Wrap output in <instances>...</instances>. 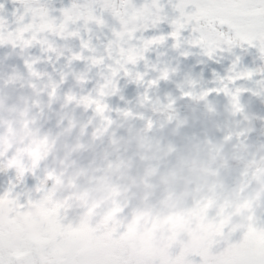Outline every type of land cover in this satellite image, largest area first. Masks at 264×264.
Segmentation results:
<instances>
[{"label":"clouds","instance_id":"1","mask_svg":"<svg viewBox=\"0 0 264 264\" xmlns=\"http://www.w3.org/2000/svg\"><path fill=\"white\" fill-rule=\"evenodd\" d=\"M22 95L17 96L18 111L5 105L0 115V194L20 203L58 205L60 223H84L94 234L107 236L109 251L122 264H137L150 249L176 251L194 260L201 246L187 230L177 231L169 223V218L193 211L209 228L219 223L221 213L239 217L221 237L223 243L209 253L219 257L245 237L253 202L264 205V117L244 121L226 108L215 116L205 110L193 115L195 105L186 106L183 115L128 111L112 118L115 127L110 130L94 125L86 134L81 128L69 144L66 134L75 124L70 121L56 131L59 121L53 123L55 110H50L48 127L41 131L44 125ZM86 135L100 144L80 139ZM37 144L47 147L33 160ZM25 156L27 164L22 163ZM245 188L249 193L237 207L233 201ZM257 228L264 229V221ZM87 255L69 253L68 258L79 261Z\"/></svg>","mask_w":264,"mask_h":264},{"label":"trees","instance_id":"2","mask_svg":"<svg viewBox=\"0 0 264 264\" xmlns=\"http://www.w3.org/2000/svg\"><path fill=\"white\" fill-rule=\"evenodd\" d=\"M70 2L71 0H51L53 12L43 20L38 18L36 27L19 31L13 10L20 5L13 4L12 0H0V4H4V8L0 9V59L4 58L5 62L2 61V64L5 63L8 67L7 75L12 68L16 69L14 84L18 86L20 94H23L20 99L32 105V115L37 122L43 111L48 118L53 115L50 110H55L53 123L59 121L56 131L64 129L70 121L75 124L66 134L70 136L78 133V126L86 116L109 130L115 127L112 118L117 113L128 111L145 116L153 112L156 115H175L177 112L183 115L186 106L195 105L190 108L193 115H199L205 110L209 115L215 116L217 110L205 107L203 95L208 86L220 88L222 84L237 91L238 97L242 91L248 97L243 101L236 97V93L235 96L226 95L220 109L226 108L237 119L244 121L264 117V86L261 83L264 82V61L259 59L257 50H253L257 51L256 55L245 52L240 61L245 68L261 69L254 72L253 77L216 81L211 79V71L223 73L231 62L229 53L225 52L219 61L201 63L198 56L195 62L186 63L173 54L159 51V48L154 49L152 42L156 40L136 35L137 32L152 27L149 15H145L132 27L126 26L136 36L132 39L133 43L126 39L124 43H115L113 46L104 39L108 32L96 30L90 33L93 19L87 18L84 9L74 10L71 20H65L63 13L55 11L63 7L64 3L68 5ZM112 2L116 3L117 0ZM6 9L7 15L4 14ZM123 9L124 6H117V10ZM105 11L108 10L97 6L92 16L101 17ZM94 25L98 28L96 23ZM163 26L170 29L167 24L161 23L160 28ZM11 29L20 37V41L7 42ZM146 31L152 34L154 30ZM125 36L126 34L120 39L124 40ZM88 45L90 49L101 50L95 53L88 49ZM239 51L237 46V53ZM11 53L15 56L8 58ZM248 54L253 59L247 62L244 58ZM25 79L30 80L26 87ZM17 104V95L12 97L9 90L0 92V115H3L5 105L11 112L16 109L18 111ZM84 106H88L86 112ZM123 118L122 114L121 119ZM138 122L143 123V120ZM47 127L45 125L43 130ZM91 130L92 127L86 129L85 133H90ZM89 136H82L81 140L85 141ZM100 142L98 139L90 144ZM104 142L107 143L106 139ZM35 154L38 158L42 152ZM228 183L231 184V181ZM248 193L249 189L245 188L233 203L239 207ZM58 207L48 202L32 200L20 203L10 194H0V253L15 257L19 264L32 263L33 256L42 264H64L69 253L81 252H87L88 255L79 261L70 260L69 264H118L86 224L73 227L60 223L57 218ZM255 208L264 214V205L253 202L247 211L248 215ZM224 211L231 213V209L227 207ZM194 214L181 215L174 226L188 223ZM238 219L235 214L221 213L217 217L219 223L212 227L210 235L216 237L217 241L213 250L223 243L221 237L228 233ZM249 223L247 219V231L243 238L248 241L246 251L249 257H242L237 247L232 246L219 256L223 264H264V239L259 243L249 239ZM65 234H70L76 240L69 248L62 243V235Z\"/></svg>","mask_w":264,"mask_h":264},{"label":"snow or ice","instance_id":"3","mask_svg":"<svg viewBox=\"0 0 264 264\" xmlns=\"http://www.w3.org/2000/svg\"><path fill=\"white\" fill-rule=\"evenodd\" d=\"M12 3L20 5L13 10L19 31L36 27L38 18L43 20L54 11L51 0H12ZM118 5L126 6L130 15L120 17ZM97 6L107 9L112 15L114 20L111 25H105L103 20L92 16ZM3 8L4 4H0V9ZM77 8L84 9L87 18L95 20L101 28H108L104 39L113 46L127 39H120L124 33L118 30L116 19L121 25L132 27L149 15L152 27L136 35L161 41L163 48L171 46L183 57L197 54L201 63L219 61L225 52L229 53L231 62L224 72L211 71V79L216 81L253 77L254 72L260 71L259 67L249 69L241 65V56L245 52L256 55L258 51L259 59L264 61V0H117L116 3L112 0H71L67 6L55 11L63 13L65 20H71ZM161 23L170 28L165 34H158ZM149 29L154 30L152 34L146 31ZM261 83L264 86V82ZM0 264L18 262H6L0 258Z\"/></svg>","mask_w":264,"mask_h":264},{"label":"rangeland","instance_id":"4","mask_svg":"<svg viewBox=\"0 0 264 264\" xmlns=\"http://www.w3.org/2000/svg\"><path fill=\"white\" fill-rule=\"evenodd\" d=\"M137 2H140V0H137ZM65 6H67V5H65V3H64L63 7H65ZM100 9H102V7H100ZM117 11H118L120 17H127L130 15L128 8L126 6H124L123 10H117ZM96 18L99 20H103L105 25H111L113 23V20H114V18L112 17V15L108 11L103 12L101 17H96ZM94 23H96L95 20H93L92 25H90V33H94L96 30L97 31L102 30L104 32H108L107 27L101 28V25L96 23L98 25V28H95ZM115 23L118 26V30H122L123 33L126 34L125 37H127V40H129L133 43L134 40H132V39L135 38L136 36L134 34H132L126 28L125 25H121L119 23L118 19L115 20ZM160 29L161 30L158 34H165L170 30L165 26H163ZM9 36H11V37H9ZM9 36L7 38V42L14 43L15 41L21 40L20 37H17L16 34L14 32H12V29L9 31ZM82 39H85V37ZM170 42L171 41L169 40V43ZM162 43L163 42L156 40V41L152 42V46L154 49L159 48L158 49L159 51L166 52L167 54H173L176 57L183 59V61L185 60L186 63H193L198 58L197 54H192V55H189L187 57L180 56L178 54V52L174 48H172L171 46H169L167 48H163ZM88 49L95 52V53H98L101 50V49H97V48L90 49L89 45H88ZM12 55H14V53L8 54V58L11 57ZM244 59L248 62L253 58L251 55L248 54L245 56ZM2 61H4V58L0 59V92H4L6 90H9V93L11 94L12 97H14L15 95L18 96V94H20V91H19L18 86L14 84L15 83L16 69L12 68L10 70V74L7 75L8 67L5 63L2 64ZM29 82H30L29 79H25L24 86L26 87L29 84ZM221 86L222 87H220V88L218 86H208L205 90V94L203 95V97H204L203 99H204V102H205V100L209 101L207 106L210 109L219 110L221 108V105L225 102L226 95L229 96L231 94V95L235 96V93H236V97H238V92L234 91V90H230L228 85L222 84ZM210 89L214 90V92L212 94L208 92ZM247 97L248 96L246 94H244V92L242 91V92H240L238 98L245 101L247 99ZM29 106H30V113L32 114V105H29ZM16 111H17V109L15 110V112ZM86 117L83 118V122L81 123V125L78 126V130L76 131L78 133H72L70 136H69V134L67 135V140H68L69 144L75 142V140L79 134V130L81 128H84V131H86V129H88L90 127H93L94 125L100 129L104 128L102 126L97 125L96 120L90 119L89 117L86 118ZM129 117H131V116H129ZM46 121H47V113L43 111V114L40 115L38 123H41L45 126V125H48L46 123ZM89 121H91V122L89 123ZM41 131H43V128L41 129ZM80 139H81V137H80ZM97 140L98 139H96L95 141H97ZM85 141L87 143H90L93 140H92L91 136H89ZM46 147H47L46 144L34 145L33 146L34 150L31 153V158L33 160L37 159V155L35 154V152H43ZM22 163L23 164L29 163V157L25 156ZM247 211H248V209H247ZM192 214H194V215L191 217L189 222L186 224L174 226L177 218L180 217L181 215H177L175 217L169 218V223H171L177 231L187 230L189 233L192 234L195 242L201 246V254L199 256H196L194 258V260L189 261L184 257L183 254H179L176 251H173L171 253H166L164 251L156 252V251H153L150 249L143 257H141L140 260L137 261V264H140V263L141 264H223L221 258H219V257L214 258V257L209 256V253L211 251H213V248L216 246V242H217L216 237H213V235L210 237V235L212 233V227L214 225L211 228L206 227L202 222V217H201L199 212L197 213V211H193L190 215H192ZM216 219H217V217H216ZM247 219L250 222L249 223V229L251 231V235H250L249 239H251L252 241L256 240V242L259 243L261 240L264 239V229L258 230L257 225L261 221H264V214L262 213V211L255 208L254 211H252L250 213V215L247 216ZM223 230L225 231L226 228L224 227ZM62 236H63L62 237V243L67 248L71 247L72 243H76V240L70 234H65ZM96 237L103 244L104 249L108 252L109 256L114 261H116L118 264H122L120 257L114 251H109L108 237L102 236V235H96ZM258 246H261V244H258ZM235 247H237V249L241 253L242 257H249V254H247V251H246V249L248 247V241L247 240L243 239L238 245H235ZM202 257H203V259H202ZM0 258L4 259L6 262L9 260H15L18 262V260L15 259V257L10 256V255H6L5 253L4 254L0 253ZM31 260H32V263H30V264H42L39 259H36V256H33L31 258ZM69 262H70V260L68 258V260H66V262H64V264H69Z\"/></svg>","mask_w":264,"mask_h":264},{"label":"water","instance_id":"5","mask_svg":"<svg viewBox=\"0 0 264 264\" xmlns=\"http://www.w3.org/2000/svg\"><path fill=\"white\" fill-rule=\"evenodd\" d=\"M209 93H211V94H212V93H213V89H211V90L209 91Z\"/></svg>","mask_w":264,"mask_h":264}]
</instances>
